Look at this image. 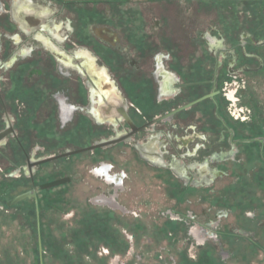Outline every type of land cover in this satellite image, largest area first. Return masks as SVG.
<instances>
[{"label":"flooded vegetation","instance_id":"1","mask_svg":"<svg viewBox=\"0 0 264 264\" xmlns=\"http://www.w3.org/2000/svg\"><path fill=\"white\" fill-rule=\"evenodd\" d=\"M132 2L142 7V13L133 17L135 20L130 24L116 22L118 17L111 10L109 14L102 11L94 16L91 12L92 17L87 20L78 18L82 7L106 4L117 6V10ZM52 4L60 10L75 8V22L74 18L59 22L52 19L55 13L51 11ZM192 4L195 10L188 13ZM4 9L0 5V70L14 72L20 64L26 69L22 80L14 74L4 79L0 72V132H8L0 144L6 145L11 136L18 150L23 152V162L15 163L17 170L10 177L22 173L21 176L29 180L30 190H35L36 167L81 153L107 151L122 144L129 145L146 164L170 171L184 190L211 188L219 177L232 178L230 165L244 169V164L251 161L243 156L244 150L252 146L258 147L259 155L255 159L258 166L264 164V137L239 131L238 122L225 114L221 89L231 80L225 81V77L237 79L238 75H254L264 69V52H260L264 48V0H50L49 4L10 0V7ZM93 10L98 12L97 8ZM87 22H92L88 30L85 29ZM39 25L41 30H37ZM31 36L39 47L37 50L43 53L40 58L36 56L41 52H35L30 42L23 46L26 37ZM8 41L10 51L4 56ZM64 44L68 51L63 48ZM115 56L120 60H115ZM80 78L85 79L84 96H79L77 84L73 83ZM18 83L23 84L22 90ZM34 83L39 84L32 91L36 99L27 94ZM235 92L227 95L229 101L238 99ZM32 99L46 116L48 108L56 109V124L61 130L73 121L75 128L82 126L84 130L85 126L86 132L91 134L90 143L77 145L80 144L78 131L72 138L77 144L68 142L63 152L30 156L33 143L25 142L26 122L19 120L29 118ZM208 130L215 136L211 149ZM147 131L148 135L141 140L133 139ZM97 144L105 145L89 149ZM37 147L38 144L33 148L37 150ZM173 147L178 153H169V148ZM77 150L82 151L61 156ZM50 156L55 158L28 167V163ZM98 162L101 166L94 172L114 185L115 194L127 176L126 170L122 169V174H110L113 164L103 163L105 160ZM214 163L218 164L211 165ZM242 172H236L238 179L245 178L247 173ZM62 177L70 180L59 186L72 181L68 175ZM35 193L37 198L36 190ZM98 198L102 203L119 206L115 195ZM25 200H33L37 206L35 199ZM175 212L179 215L170 220L187 222L180 211ZM215 214L212 223L217 227L227 212L217 209ZM246 215L245 212L239 215L241 219L229 234L263 248L255 239V233L259 228L264 230V210L258 213L253 208ZM189 218L192 219V214ZM36 220L39 231L38 215ZM189 232L195 233V230ZM210 236L218 239L214 234ZM212 242L219 245L220 239L219 243ZM219 254L222 259L227 256Z\"/></svg>","mask_w":264,"mask_h":264},{"label":"rangeland","instance_id":"2","mask_svg":"<svg viewBox=\"0 0 264 264\" xmlns=\"http://www.w3.org/2000/svg\"><path fill=\"white\" fill-rule=\"evenodd\" d=\"M34 1L39 4L50 3V0ZM86 1L105 2L106 0ZM0 5L4 6V10H7L10 7V0H0ZM115 7L117 8L115 5L108 6L106 4L82 7L78 12V16H80L78 18L87 20L90 16L92 17L91 12L94 16L101 14L102 11L109 14L111 10L112 14H116L115 16L118 17L116 22L126 21L130 24L135 20L132 19L133 17H139L142 13V7L133 2L132 4H123L117 10ZM93 8H97L98 12ZM51 9L52 12H55L51 18L58 22L66 18H74V22L76 20L73 7H68L67 11L64 8L60 10L52 4ZM190 10H195V4H192L187 10L188 13ZM194 14L197 17V13ZM91 23L87 22L86 30L89 29ZM37 28V30H41L40 25ZM23 43V46L28 43L33 45L35 52H41V50H37L39 47L36 46L32 36L26 37ZM5 44L4 56L8 55L11 45L9 41ZM63 48L68 51L66 44L63 45ZM260 52H264V48ZM42 55L41 52L37 54L36 58H40ZM116 59L119 61V56H115ZM40 64L38 65L41 68ZM25 69L26 66L20 64L13 70L14 72L4 71V69L0 72L4 79L13 77L14 74L15 78L22 80L21 77ZM80 79L79 81L74 80L73 83L77 84L79 96H84L83 82L85 79ZM225 81L227 83H224L221 88L225 99L223 105L225 114L233 122H238L241 133L247 132L246 135L264 137V69L254 75H238L237 79L225 77ZM18 84L19 89L22 90L23 84ZM38 85V83L31 84L32 87L27 92L34 99L36 98L32 91ZM7 89L5 88L6 92ZM233 92H235L236 99L238 98L235 102L227 99V95ZM244 96L249 99H242ZM32 101L34 103H32L27 121L25 117L19 120L26 122L24 125V133H27L24 135L25 142L33 143V147L38 144L37 150L32 147L30 156L61 153L63 152L62 148L70 143H80L77 145L90 143L91 134L86 132L85 126H83L84 130L81 128L82 126H77L79 128L76 130L73 121L61 130L56 124V109L52 104L50 103L53 108H48L49 115L46 116L42 109L37 108V102L33 99ZM196 115L198 117L199 113L197 112ZM78 131L80 138L75 142L72 138H75L74 135H78L76 134ZM148 133L147 131L145 134L136 135L133 139L141 140ZM206 134L210 136L209 149H211L215 144L211 140L215 136L210 130ZM258 152L257 146L244 150L243 156L252 162L247 161L244 164V169L236 167L235 164L230 165L233 167L232 178L219 177L211 188L204 189L193 187L182 189L181 184L170 171L146 164L138 158L129 145L123 144L107 151H97L93 154L91 152L81 153L62 161L49 162L40 168L36 167L37 172L34 175L36 202L44 211L41 219L46 243V249L41 251V257L44 253L46 264H61V261L65 260L67 249H70V253L67 254L75 255V258L71 257L73 260L78 261L82 258L86 264H102L101 259L104 264H129L131 263L129 261H132V264H264L263 229L259 228L261 230L258 229V232L255 233V239L261 242L263 248H257L247 239H237L231 233L229 234L234 224L241 219L239 215L242 212H245L246 215V212L253 208L258 213L264 210V164L258 166V160H255L258 159ZM169 153L176 154L178 152L173 147L169 148ZM199 156L197 159L200 158ZM99 160H105L106 162L103 163L110 166L111 164L108 162L113 164L114 169L112 168L110 174H122V169L126 170L127 176L123 178V182L115 194L114 185L105 182L101 175L94 172L101 166ZM6 161H11V163ZM17 161L21 162L22 158L18 154L15 140L10 136L8 143L6 145L2 143L0 146V264H36L34 257L39 259V246L37 235L33 230L35 218L33 214L29 215L26 211L34 201L24 200L10 207L6 205L8 200L31 189L29 182H24L22 179V173L18 172L15 176L10 177L16 169ZM255 163L257 167H254ZM217 164L211 165L216 166ZM242 171L247 174L245 178L238 179L236 172L243 174ZM64 175H68L72 179L66 187L44 189L47 190L45 192L38 188L40 183L55 180ZM101 195L106 197L115 195V201L119 206L102 203L98 198ZM88 206L95 209L93 213L90 212L92 214L90 220L96 219L104 228L101 234L106 229L109 230L108 233L111 234L115 245L121 244L124 238L128 242L129 246L124 255L111 254L103 240L99 242L95 240L97 238L95 235H92L90 240L93 243L98 242V244L95 245L96 247L89 246L90 253L76 252L74 245L76 242L71 240L73 239L72 234L73 231L82 229L84 225L88 227V215H79L81 210L88 212ZM217 209H223L227 214H223L219 226L216 227L212 221ZM105 210H110L116 215L109 214V218ZM175 210L184 215L186 223L182 220L170 221L169 218L176 219V216L179 215ZM190 214H192V219L189 218ZM119 215L122 216L121 221L116 219ZM134 219H138L139 223ZM124 221L129 222L128 227ZM107 226L108 228H106ZM130 227L136 233L135 236L128 231ZM193 229L195 233H190L189 230ZM220 231L221 233H219ZM212 234L220 239L219 245L213 244L212 241L219 242L218 239L215 240L210 236ZM134 240L138 244L137 249L133 247ZM206 240L208 241L205 243ZM220 252L223 256L226 254L227 256L222 259ZM92 256L97 258V263Z\"/></svg>","mask_w":264,"mask_h":264},{"label":"trees","instance_id":"3","mask_svg":"<svg viewBox=\"0 0 264 264\" xmlns=\"http://www.w3.org/2000/svg\"><path fill=\"white\" fill-rule=\"evenodd\" d=\"M18 154L20 155V157L22 158V161L21 162H19V161H17L16 163H22L23 162V159H24V155H23V152L21 151V150H18ZM17 158V157H16ZM66 158H61V159H59V160H57V161H62V160H65ZM47 164V163H46ZM45 165V164H44ZM22 179H24V182L26 181V182H28L29 180L28 179H26V178H22ZM19 181V180H18ZM68 184H66V185H63L64 187H66ZM45 191H47V190H43L42 192H45ZM36 209H37V211H38V223H39V231H37V220H36V218H37V215H36ZM94 207H92V206H88L87 207V211L89 212V214H88V212H86V211H83V210H81V213H79V215H81L82 214V216L83 215H88V219H89V224H88V227L87 226H85L84 225V227L82 228V229H80V230H78V231H73V239H71L73 242L75 241L76 243L74 244L75 246H76V252L78 251V252H81L82 254H84V253H86V252H89L90 250H88L90 247L89 246H93V247H96L95 245L96 244H98V242L100 241V240H103V242L107 245L106 247H108V250L110 251V253L111 254H115V253H118V254H120V255H124L125 253H126V250H127V248H128V246H129V244H128V242L127 241H125V238L121 241V244H119V245H115V241H113L112 240V236H111V234H109L108 232H109V230H107L106 229V231L105 232H103L102 234H101V231L104 229L103 228V226H101L97 221H96V219H92V221L90 220V218H91V216H92V214H90V212L91 213H93L94 212ZM26 211H27V213L30 215V214H33V217L35 218V227L33 228V230H34V232H35V234L37 235V238L39 237V239H40V244H41V250H42V252L43 251H45V249H46V243H45V241H44V233H43V229H42V219H41V217H42V215H44V211L41 209V207H40V205L39 204H37V206H35V204L34 203H31V206L29 207V208H27L26 209ZM83 211V212H82ZM105 211H107V215L109 216V214H114V215H116V213H114V212H112V211H110V210H105ZM93 217H95V216H93ZM96 218V217H95ZM109 218H110V216H109ZM116 219H119L120 221L122 220V216H117L116 217ZM134 221H139L138 219H134ZM171 221V220H170ZM170 221L168 220V222L170 223ZM125 223H126V227H128V225H129V222L128 221H124ZM172 222V221H171ZM110 223V222H109ZM139 223V222H138ZM132 227V226H131ZM128 228V231L129 232H132L133 233V235L135 236L136 235V233L134 232V230H132V228ZM106 228H108V226L106 227ZM110 228V227H109ZM131 233V234H132ZM99 234V235H98ZM92 235H95V236H97V238H95V240L96 241H98V242H91V236ZM123 237V236H122ZM91 242V243H90ZM100 245V244H99ZM150 246V245H149ZM148 246V247H149ZM133 247L135 248V249H137L138 248V244L136 243V240H134V243H133ZM58 248V247H57ZM60 248V247H59ZM69 250L70 249H67V253H70L69 252ZM67 253H65L66 254V257H65V260H62L61 261V264H86V262H84L83 261V259L81 258V259H79L78 261H76V260H73L72 258L74 257L75 258V255H68ZM80 253V254H81ZM90 253V252H89ZM81 254V255H82ZM92 254V253H91ZM92 255H94V254H92ZM73 256V257H72ZM95 256V255H94ZM45 255H44V253L42 254V264H46L45 263V261H44V259H45ZM72 257V258H71ZM81 257V256H80ZM93 257V256H92ZM35 258V262H36V264H40V262H39V259L35 256L34 257ZM94 258V257H93ZM64 259V258H63ZM95 259V258H94ZM82 260V261H81ZM95 261H96V263H97V258L95 259ZM100 261H102L101 263L102 264H104L103 263V259H101ZM129 262H131V263H129V264H132V261H129ZM134 262V261H133Z\"/></svg>","mask_w":264,"mask_h":264},{"label":"water","instance_id":"4","mask_svg":"<svg viewBox=\"0 0 264 264\" xmlns=\"http://www.w3.org/2000/svg\"><path fill=\"white\" fill-rule=\"evenodd\" d=\"M7 134H8L7 131H1L0 132V142H2V141L4 142L5 141V137L7 136ZM113 142H115V140L114 141H110V142H106V144H110V143H113ZM101 145L103 146L105 144H97L96 146L90 147L89 149H93V148L101 146ZM80 151H82V150L67 151L64 154H62L61 156H67L69 154L78 153ZM54 158H55L54 156H50V157H47V158L39 159V160L33 162L32 164L28 163V167H31L32 165H36V164L41 163V162L50 161V160H52ZM69 180H70L69 177H62V178H58V179H55V180H51V181H48V182L40 184L39 185V189H41V190L50 189V188H53V187L68 183ZM25 199H35L36 200L35 190H30L28 192H23L21 194H18L17 196H15L12 199L8 200L6 202V205L8 207H10V206H13V205H16V204L20 203L21 201H23ZM40 251H41V247H40V244H39V253H40Z\"/></svg>","mask_w":264,"mask_h":264}]
</instances>
